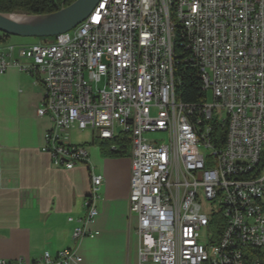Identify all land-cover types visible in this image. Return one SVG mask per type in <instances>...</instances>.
I'll use <instances>...</instances> for the list:
<instances>
[{
	"label": "built area",
	"instance_id": "1",
	"mask_svg": "<svg viewBox=\"0 0 264 264\" xmlns=\"http://www.w3.org/2000/svg\"><path fill=\"white\" fill-rule=\"evenodd\" d=\"M190 51L206 94L201 107L176 95V49ZM14 47H8L11 56ZM0 58L37 76L39 117L51 127L43 151L57 168L88 166L70 142L91 130L100 143H129L130 212L138 264H264V0H101L89 18L52 43ZM212 93L213 102L208 103ZM216 127L223 129L215 144ZM225 131V132H224ZM167 134L159 145L146 134ZM119 145H111L118 151ZM85 215L73 240L98 216L104 183L90 168ZM71 223L75 222L70 218ZM71 249L38 263L81 264Z\"/></svg>",
	"mask_w": 264,
	"mask_h": 264
},
{
	"label": "crops",
	"instance_id": "2",
	"mask_svg": "<svg viewBox=\"0 0 264 264\" xmlns=\"http://www.w3.org/2000/svg\"><path fill=\"white\" fill-rule=\"evenodd\" d=\"M22 39L0 33V58L27 64L19 60L18 50L33 43ZM10 46L14 51L8 56ZM44 92L37 76L17 67L0 75V260L38 263L45 252L55 257L71 249L81 264H138L129 152L112 155L96 139L74 142L71 135L72 145L86 147L90 162L72 170L57 168L43 151L51 127L47 117L37 115ZM90 168L104 178L96 200L98 216L87 226V236L75 242L76 220L84 217L91 191Z\"/></svg>",
	"mask_w": 264,
	"mask_h": 264
},
{
	"label": "trees",
	"instance_id": "3",
	"mask_svg": "<svg viewBox=\"0 0 264 264\" xmlns=\"http://www.w3.org/2000/svg\"><path fill=\"white\" fill-rule=\"evenodd\" d=\"M77 0H0V13L2 14H25L28 16L49 15L59 12L62 8L71 6ZM5 38L11 36L4 35ZM176 76L178 77L176 95L180 102L193 107H201L205 102L206 94L203 90L202 80L197 65L192 61L190 51L185 50L180 44L176 49ZM225 132V131H224ZM223 129L216 127L214 133L215 144H221ZM223 140V139H222ZM110 148L111 145H119L118 151L109 149L112 155L125 156L129 151V143H101ZM112 151V152H111ZM264 169V152L257 172ZM264 252V251H261Z\"/></svg>",
	"mask_w": 264,
	"mask_h": 264
},
{
	"label": "water",
	"instance_id": "4",
	"mask_svg": "<svg viewBox=\"0 0 264 264\" xmlns=\"http://www.w3.org/2000/svg\"><path fill=\"white\" fill-rule=\"evenodd\" d=\"M101 0H77L59 12L41 15H22L0 13V33L17 38H56L85 22Z\"/></svg>",
	"mask_w": 264,
	"mask_h": 264
},
{
	"label": "rangeland",
	"instance_id": "5",
	"mask_svg": "<svg viewBox=\"0 0 264 264\" xmlns=\"http://www.w3.org/2000/svg\"><path fill=\"white\" fill-rule=\"evenodd\" d=\"M18 14V13H15ZM19 15H25V14H19ZM25 42L28 43H52L54 38H41V39H33V38H27V39H22ZM213 102V96L212 93H209L208 95V103L211 104ZM72 140L74 142H79V141H89V143L94 140L95 136L92 134L91 130H86V131H79V130H73L72 131ZM147 138L151 141H158L159 145L167 144L169 142L167 134L164 133H152V134H146ZM130 152V149H128Z\"/></svg>",
	"mask_w": 264,
	"mask_h": 264
},
{
	"label": "bare ground",
	"instance_id": "6",
	"mask_svg": "<svg viewBox=\"0 0 264 264\" xmlns=\"http://www.w3.org/2000/svg\"><path fill=\"white\" fill-rule=\"evenodd\" d=\"M16 16L18 17V18H23L24 16H22V15H19V14H16Z\"/></svg>",
	"mask_w": 264,
	"mask_h": 264
}]
</instances>
